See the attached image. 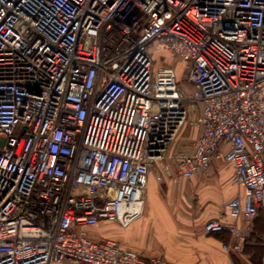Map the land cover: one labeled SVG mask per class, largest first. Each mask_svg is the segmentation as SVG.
Masks as SVG:
<instances>
[{
    "label": "built area",
    "instance_id": "1",
    "mask_svg": "<svg viewBox=\"0 0 264 264\" xmlns=\"http://www.w3.org/2000/svg\"><path fill=\"white\" fill-rule=\"evenodd\" d=\"M215 158L243 192L205 229L241 241L264 199V0H0V264H176L84 227L139 218L155 163L179 185Z\"/></svg>",
    "mask_w": 264,
    "mask_h": 264
},
{
    "label": "crops",
    "instance_id": "2",
    "mask_svg": "<svg viewBox=\"0 0 264 264\" xmlns=\"http://www.w3.org/2000/svg\"><path fill=\"white\" fill-rule=\"evenodd\" d=\"M198 134V127L186 123L170 150H190ZM221 151L224 154L227 147L222 145ZM232 176V163L215 158L205 172L184 178L177 185L157 162L148 175L139 218L128 226L102 220L84 228L91 238L115 240L146 259L159 257L176 264H264V199L252 220L239 219L244 234L241 241L230 231L205 229L208 220H230L227 204L243 192ZM229 242H239L241 248L224 250L222 244Z\"/></svg>",
    "mask_w": 264,
    "mask_h": 264
},
{
    "label": "rangeland",
    "instance_id": "3",
    "mask_svg": "<svg viewBox=\"0 0 264 264\" xmlns=\"http://www.w3.org/2000/svg\"><path fill=\"white\" fill-rule=\"evenodd\" d=\"M152 46H153V54L157 58L158 63L163 64L167 62L173 65L177 74L179 75L178 79H180L182 83L186 82L188 73L184 67V63L181 60V58L175 57L170 53H168L167 51L161 49L158 46V42H153Z\"/></svg>",
    "mask_w": 264,
    "mask_h": 264
},
{
    "label": "trees",
    "instance_id": "4",
    "mask_svg": "<svg viewBox=\"0 0 264 264\" xmlns=\"http://www.w3.org/2000/svg\"><path fill=\"white\" fill-rule=\"evenodd\" d=\"M178 75V74H177ZM179 76V75H178Z\"/></svg>",
    "mask_w": 264,
    "mask_h": 264
}]
</instances>
